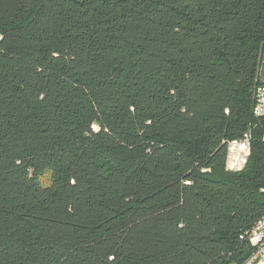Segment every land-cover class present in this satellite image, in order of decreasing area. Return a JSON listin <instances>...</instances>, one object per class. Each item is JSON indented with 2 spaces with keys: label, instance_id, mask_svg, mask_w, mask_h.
Instances as JSON below:
<instances>
[{
  "label": "trees",
  "instance_id": "obj_1",
  "mask_svg": "<svg viewBox=\"0 0 264 264\" xmlns=\"http://www.w3.org/2000/svg\"><path fill=\"white\" fill-rule=\"evenodd\" d=\"M263 55L264 0H0V264H243Z\"/></svg>",
  "mask_w": 264,
  "mask_h": 264
},
{
  "label": "built area",
  "instance_id": "obj_2",
  "mask_svg": "<svg viewBox=\"0 0 264 264\" xmlns=\"http://www.w3.org/2000/svg\"><path fill=\"white\" fill-rule=\"evenodd\" d=\"M256 81L253 115L264 120V55L257 69ZM250 140V133L245 132L241 138L228 142L225 158L227 171L238 172L244 167L250 153ZM246 236L253 252L243 264H264V214L247 231Z\"/></svg>",
  "mask_w": 264,
  "mask_h": 264
},
{
  "label": "rangeland",
  "instance_id": "obj_3",
  "mask_svg": "<svg viewBox=\"0 0 264 264\" xmlns=\"http://www.w3.org/2000/svg\"><path fill=\"white\" fill-rule=\"evenodd\" d=\"M43 181H44V182H47V181H48V175H45V176H44Z\"/></svg>",
  "mask_w": 264,
  "mask_h": 264
}]
</instances>
